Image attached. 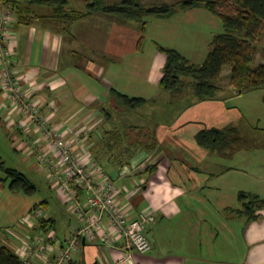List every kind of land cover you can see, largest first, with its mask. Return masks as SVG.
<instances>
[{"label":"crops","instance_id":"0c3cea01","mask_svg":"<svg viewBox=\"0 0 264 264\" xmlns=\"http://www.w3.org/2000/svg\"><path fill=\"white\" fill-rule=\"evenodd\" d=\"M180 10L169 17L148 16L142 46L138 22L101 11L68 27L53 17L51 6L43 5L35 7L32 22L16 19L13 25V72L21 86L34 93L42 112L68 138L88 129L80 147L117 180L124 209L132 216L143 212L154 217L146 226L151 251H128L119 235L113 245L83 238L68 264H116L120 259L125 260L122 264H264V208L257 210L260 218L253 220L238 213L241 191L264 198V125L258 122L264 117V88L238 92L226 77L220 81L218 94L205 100L192 89L180 98L163 89L160 79L166 56L156 42L202 63L208 52L202 42L196 48L190 36L200 33L204 37L202 22L206 35L224 30L223 22L205 7ZM113 88L147 99L139 108L141 122L134 125L147 128L148 136L135 134L136 139L123 140L132 149L123 160L115 159L114 149L100 151L106 135L118 132L112 122L114 112L129 113L113 102ZM111 105L117 111L109 110ZM23 116L0 92V121L9 128L4 136L18 163L12 168L36 183L35 177L45 172L33 161L39 151L35 141L40 139L34 131L12 125ZM212 127L236 128L239 140L224 150L204 148L197 134ZM251 131L263 133L259 142L246 140L243 134ZM43 148L48 150V145L43 143ZM45 173L51 188L59 189ZM41 198L14 191L0 181V248L8 246L22 258L44 232L49 251L43 255L37 250L35 259L38 264H53L57 250L87 223L90 213H77L76 225L69 226L62 237H48L51 230H57L58 212H51L49 199ZM80 200L85 203L84 193ZM37 207H44L45 217L52 219L50 230L33 218Z\"/></svg>","mask_w":264,"mask_h":264},{"label":"trees","instance_id":"16d2710c","mask_svg":"<svg viewBox=\"0 0 264 264\" xmlns=\"http://www.w3.org/2000/svg\"><path fill=\"white\" fill-rule=\"evenodd\" d=\"M11 4L15 18L19 23H30L35 19V7L48 5L53 8V17L63 21L67 26L76 20L94 12L114 14L123 20H132L140 24L143 33L139 45L142 46L147 29L148 16L169 17L182 8L205 7L214 13L224 25V30L216 33L210 42L207 56L202 63H194L175 48L166 47L156 42L157 48L166 56L160 86L169 91L173 97L184 96L192 89L200 100L214 98L221 89V78L226 66L230 67V83L238 92H247L264 88V63L253 66L258 53V41L264 33V0H180L177 3L164 2L145 5L140 0H87L86 9L78 10L70 7V0H4ZM69 27V26H68ZM190 79V80H189ZM113 102L125 111H137L147 99L129 96L115 88L111 90ZM147 128L132 125L126 130V137L117 132H110L101 142V154L108 149L118 152L132 150L123 140L131 138L135 132L137 137L147 138ZM236 128H206L197 134L201 146L212 150H224L228 145L237 142L239 137L234 134ZM136 139V138H135ZM138 140V139H137ZM145 140L141 141L144 142ZM148 147H154L145 141ZM156 143V142H155ZM121 146H125L122 148ZM119 151V152H121ZM121 152V153H122ZM128 159L129 157L125 158ZM153 165L152 168H155ZM0 169L5 170L9 178L10 188L34 194L37 184L24 172L17 168L5 166L0 156ZM239 198L242 208L240 216L248 220L260 218L259 208H264V198L257 194L241 191ZM51 218L40 220L42 227L50 230ZM0 264H24L19 255L10 247L0 248Z\"/></svg>","mask_w":264,"mask_h":264},{"label":"built area","instance_id":"2783aa9c","mask_svg":"<svg viewBox=\"0 0 264 264\" xmlns=\"http://www.w3.org/2000/svg\"><path fill=\"white\" fill-rule=\"evenodd\" d=\"M16 21L11 4L0 0V92L4 93L13 107L23 114L20 122H13L25 132L34 131L40 139L35 141L39 149L36 160L40 167L64 190L74 203L76 213H90L84 226L74 230L67 243L57 250L53 264H68L73 258L83 238L98 240L103 244L114 243L115 236L123 238V248L128 251L146 253L151 251L152 243L146 234L147 223L154 219L152 215L140 213L132 216L121 204V186L94 155L80 147L84 137L89 134L84 129L72 138H68L57 125L50 122L49 115L42 108L34 93L21 86L19 78L13 72V25ZM48 150L43 148V143ZM85 194V203L80 200ZM45 208L37 207L33 218L45 217ZM45 233H39L32 247L24 253V264H38L35 259L49 251L44 244ZM44 245V246H42ZM120 259L116 264H122Z\"/></svg>","mask_w":264,"mask_h":264},{"label":"rangeland","instance_id":"374dc122","mask_svg":"<svg viewBox=\"0 0 264 264\" xmlns=\"http://www.w3.org/2000/svg\"><path fill=\"white\" fill-rule=\"evenodd\" d=\"M73 3H70V6L72 8H84L86 9V4L87 2H85V4L83 6L80 5V3L82 2V0H70ZM86 1V0H85ZM108 2L112 3V2H116L119 0H107ZM171 1V3H177L179 2V0H169ZM177 1V2H176ZM182 7L177 5V11H181ZM183 9V8H182ZM202 24V31L204 34V37L201 38V34L199 33L198 35L195 36H190V38L192 39V42H194V45H196V48L199 47V43L202 42V45H204L205 50L208 52L209 48H210V42L212 41L213 36L218 33L219 31H213L212 33H208V35L205 34L204 29H207L206 26H204V22L201 23ZM258 53L255 57V60L253 61L252 65L253 66H258L261 63H264V33L262 34L261 38L259 39L258 43ZM64 57V56H62ZM75 58L72 57L71 60H74ZM226 77L230 78V67L226 66L224 68V72L222 75L221 80H225ZM222 83V82H221ZM220 83V84H221ZM161 105H165L164 102H160ZM169 105V103H168ZM169 107V106H168ZM109 110H111L112 112L117 111L116 107L114 105H111L109 107ZM121 114H119V112H114L115 116L112 119V122L114 124V129L117 130L121 136L126 137V130L129 129L132 125L134 124H139V122H141V115H139V109L135 112H129V113H125V112H120ZM119 115V117H118ZM50 119V116H49ZM259 124L260 126L264 125V117H262L261 119H259ZM158 123V122H157ZM156 123V124H157ZM110 124H112L110 122ZM112 124V125H113ZM9 128H7V126L5 125V123H3L2 121H0V155L2 156V160L4 161L5 166H13V165H17V160L15 158V154L13 152L12 147L9 144L8 138H5L4 135H7L6 133L8 132ZM247 130V129H246ZM10 131H12V129H10ZM248 131V130H247ZM136 133L130 134L131 138L130 139H134V135ZM245 138L246 140H249V137L251 140H254V142H259L261 140V137H263V133L260 132H255V131H251V132H246ZM127 139V138H125ZM122 148H124L123 146H121ZM125 149V148H124ZM111 150V149H110ZM121 151L118 150V152H114L116 153V155L114 156L115 159L118 160H123V158L127 155V152H119ZM121 158V159H120ZM33 161L36 163L37 162L35 160V158L33 159ZM38 167V165H37ZM40 169V167H38ZM41 170V169H40ZM45 170V169H44ZM47 170H45L46 172ZM45 172H42L43 174L35 177L36 179V183L38 184V188L37 191L34 193V196L36 197H42L43 198H47L50 201V207L49 210L51 212H53L55 209L58 212V224H57V230L53 229L48 233V237L53 235V236H63L64 233H66L69 230V226L71 227L72 224L76 223V217H77V213L75 210V206L74 203L72 202V200L66 196L64 190L61 189V187L58 188H51L50 185V181L47 178V175ZM48 172V171H47ZM32 176H34L33 173ZM29 174V175H30ZM4 178V179H3ZM5 181L7 185L10 184V182L12 181V178L8 177V174L5 170H1L0 169V181ZM76 224L73 225V227ZM57 234V235H56ZM60 237V239H61ZM57 240V238H56ZM59 240V239H58ZM59 242V241H57Z\"/></svg>","mask_w":264,"mask_h":264}]
</instances>
